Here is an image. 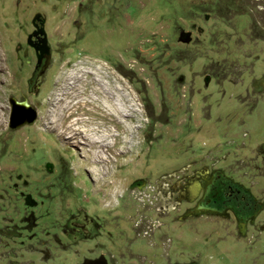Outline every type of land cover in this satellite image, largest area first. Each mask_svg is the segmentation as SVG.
Returning <instances> with one entry per match:
<instances>
[{"label":"rangeland","instance_id":"obj_1","mask_svg":"<svg viewBox=\"0 0 264 264\" xmlns=\"http://www.w3.org/2000/svg\"><path fill=\"white\" fill-rule=\"evenodd\" d=\"M247 7L248 0H0V195L14 202L9 223L16 225L25 204L37 205V225L19 230L25 259H34L29 249L52 248L64 218L83 209L104 232L98 248L71 247L72 260L98 252L108 264H264V229L242 235L231 218L166 217L149 235L138 233L140 215L155 220L152 207L140 210L123 189L133 178L153 182L214 153L224 155L217 166L235 179L246 154L257 160L264 14ZM36 12L50 58L29 92L35 58L25 38ZM8 97L34 107L35 120L9 129ZM258 193L264 201V188ZM160 203L162 193L153 202Z\"/></svg>","mask_w":264,"mask_h":264},{"label":"flooded vegetation","instance_id":"obj_2","mask_svg":"<svg viewBox=\"0 0 264 264\" xmlns=\"http://www.w3.org/2000/svg\"><path fill=\"white\" fill-rule=\"evenodd\" d=\"M253 2L256 4H253ZM247 8L248 11L251 12L254 11V8H256L257 14L260 12H263L264 14V5H261L259 0H248ZM94 15L96 17L95 12ZM254 17L256 18V15H254ZM41 19H43L42 24H40V21H34L32 23L30 19V23L32 25V30L30 33H32L37 28H43L44 30L45 20L42 15ZM256 23L258 24L257 21ZM33 24H35L36 27H34ZM243 24L245 25V23L242 22L240 28H242ZM246 25L243 27H246ZM259 29L260 31L262 30L261 26H259ZM248 30L250 29L248 28ZM30 33H27V35ZM182 36L188 37V35ZM36 37L37 35H31L29 42L35 47H38ZM28 47L35 58L33 68L31 69L29 77L27 78V90L31 92L36 79L48 66L50 54L46 64H44V59L41 58L38 66H36V54L38 55L39 53L38 51L35 52L33 46L28 45ZM115 113L116 112H110L112 115H115ZM261 120L262 119L260 118L254 119V124L264 127V123L261 122ZM18 127L8 128L17 129ZM251 135V131L250 133L248 132L243 134L245 145L243 142L242 144L245 147V152H247L250 137H253ZM257 140L258 138L256 141ZM256 146L258 147V158L256 161L251 162L248 155L246 154L245 159H242L241 161V167L243 171L240 175V179L233 178L229 172L217 166V162L224 158V155H218L215 153L214 155L211 154L209 157H207V161L204 163H185L181 168H179V170H177V174H175L173 177H168L166 174L167 172L155 175V178H161L163 175H165L164 180L168 183L167 186L169 188L170 195V205L167 204V212L159 215L160 220L162 219L163 221L166 217H169V219L172 220L176 216L178 217L179 221H183L186 218V215L201 216L203 214H211L222 219H233L237 226V230L242 235L251 231L253 227H262V229H264V216H262L264 215V201L261 199V194L258 193V189L264 188V140L257 142ZM143 182L144 179L142 178H133L125 184L123 189L125 191L126 188L129 189L131 187L140 185ZM19 193L23 196V192ZM122 196L123 192L117 193L115 195L116 202L117 200L121 201ZM14 205L15 204L13 201L3 200L0 195V219L3 223L0 225V244L4 246L0 252V259L6 260L9 264H58L57 261H59L60 264H79L84 259H93L100 255L104 257L103 254L98 252L92 256H88L86 254L83 257L77 258L75 260H72L71 257H69L72 252L71 247L74 246V250H77V244H81L82 248L84 247V249H87L91 246L98 248L101 233L104 232L100 231V225L98 221L94 220L93 217L88 215L83 209H79L69 213L61 222L59 225V232L61 235H57L55 233L52 234V248L44 249L36 247L29 249V255H32L34 259H25L23 257L24 250H22V245L19 241H17V239L21 237V231H19L20 228L24 232H29L37 225L38 221L32 210V208L36 207L37 205L35 202H29L25 204L26 213L21 218H18L19 224L17 225L15 223H9V216L14 213ZM104 210L106 211L105 208ZM44 212H47V210H44ZM170 213L174 214L169 216ZM114 215L116 216V214ZM108 235V240H110L111 236L109 233ZM248 236L253 237L249 233ZM163 237L164 236L161 238ZM165 238H168V240L171 241L170 236ZM40 243L43 242L40 241ZM116 245L117 244L115 240V246ZM155 245L159 246L160 249V242L158 240ZM161 252L163 251L161 250ZM57 254L58 256H56ZM60 254H67V256L59 257ZM108 258L114 259L115 255L110 252L108 253ZM104 259L106 264H108L106 257H104ZM143 261L144 260L139 256L137 262L141 263ZM115 263L116 262L113 264ZM174 264L196 263L194 261H182L175 262Z\"/></svg>","mask_w":264,"mask_h":264},{"label":"water","instance_id":"obj_3","mask_svg":"<svg viewBox=\"0 0 264 264\" xmlns=\"http://www.w3.org/2000/svg\"><path fill=\"white\" fill-rule=\"evenodd\" d=\"M34 21H40V24L43 23V19H41L40 13L36 12L33 14V16L31 17V22L33 23ZM33 25L34 27H36L35 24ZM31 35H34V36L37 35L36 38H37L38 47H35L32 43L29 42V38ZM183 41H188V37L187 39ZM26 43L30 46H33L35 52L38 51L39 53L38 55L36 54L35 65L38 66L41 58L44 59V64H46L48 56H49V51H48L46 34L43 28H37L32 33L28 34L26 36ZM7 102L9 106V112H8V117H7L8 127L15 128L22 124L31 123L35 120L37 113H36L35 108L32 107L31 105L23 103V102H18L14 99V97H8ZM79 264H106V262H105L104 257L100 255L93 259H84Z\"/></svg>","mask_w":264,"mask_h":264},{"label":"built area","instance_id":"obj_4","mask_svg":"<svg viewBox=\"0 0 264 264\" xmlns=\"http://www.w3.org/2000/svg\"><path fill=\"white\" fill-rule=\"evenodd\" d=\"M168 177H173L175 174H177L175 171L173 172H167L166 173ZM165 175H163L161 178H155V180L152 182L148 180L147 182L144 180L143 183L140 185L131 187L128 189V194H130L133 199H136V201L140 204L139 208L140 210H143L145 206H151L152 207V212L151 214L154 215L153 221H146L145 218L140 215L138 221H140L142 225V231L141 230L138 232L142 235H149L146 234L147 231H153L155 228H158L162 223L159 220L160 218L159 215L163 214L167 209V204L170 205V195H169V188H168V183L167 181L164 180ZM160 193L163 194V197L166 201L165 204H158L154 205L153 202L160 197ZM149 197V198H148ZM146 201H149L146 205ZM149 212V211H148ZM137 222V221H136ZM151 231V232H152ZM163 241L168 240V238L164 237L162 238ZM160 241V249L163 251L164 250V245H162L164 242ZM164 253V252H163Z\"/></svg>","mask_w":264,"mask_h":264},{"label":"bare ground","instance_id":"obj_5","mask_svg":"<svg viewBox=\"0 0 264 264\" xmlns=\"http://www.w3.org/2000/svg\"><path fill=\"white\" fill-rule=\"evenodd\" d=\"M103 102V105H106V102H105V100H101V103ZM102 106V105H101ZM111 110L113 111V112H115V108L114 107H111ZM61 133H59V135L60 136H62V138L64 139V140H67V137H70V136H66V138L63 136V133H67V132H65V129L64 130H61L60 131ZM93 132V131H92ZM89 134V133H88ZM94 134V133H93ZM90 139L89 140H91V141H93V142H97V141H99V138L97 137V136H92V137H89ZM80 141V140H79ZM80 142H82V140L80 141ZM92 145H94V144H92Z\"/></svg>","mask_w":264,"mask_h":264}]
</instances>
